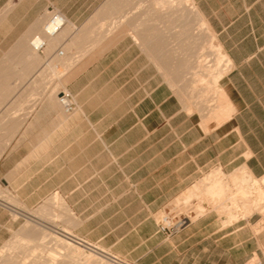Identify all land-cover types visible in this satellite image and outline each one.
Segmentation results:
<instances>
[{
	"label": "crops",
	"instance_id": "obj_1",
	"mask_svg": "<svg viewBox=\"0 0 264 264\" xmlns=\"http://www.w3.org/2000/svg\"><path fill=\"white\" fill-rule=\"evenodd\" d=\"M191 2L230 61L225 104L211 111L190 100L191 45L177 50L165 14L140 13V0H0V246L2 213L49 197L63 199L72 228L124 230L116 239L133 244L146 213L213 166L264 181V0ZM52 9L66 24L48 38Z\"/></svg>",
	"mask_w": 264,
	"mask_h": 264
},
{
	"label": "rangeland",
	"instance_id": "obj_2",
	"mask_svg": "<svg viewBox=\"0 0 264 264\" xmlns=\"http://www.w3.org/2000/svg\"><path fill=\"white\" fill-rule=\"evenodd\" d=\"M186 3L188 6L184 14L180 11L174 17L171 16L160 22L162 32L175 35V37H171V41L176 44L177 50H183L186 46L191 45L193 52L189 55L192 56L193 62L195 61L194 56L203 54L209 61L208 65H213L214 53L220 48L217 45L216 34L208 23L201 25L194 18L192 11H198V9L191 0H186ZM138 7L140 13H147L153 12L154 5L145 0H140ZM148 23L152 24V21ZM144 24L147 22L140 21V28ZM172 31L174 33H170ZM165 38L169 39L168 36ZM211 38L213 39L211 40ZM210 44L215 47L213 51L210 49ZM184 55V53H177L178 58ZM226 66L228 70L229 63ZM205 71H198L195 65V68L190 72L194 81L190 100L196 104L194 107L198 110L208 109L211 111L217 106L222 108L225 99L219 93L218 86L215 88L216 91H214L215 89L210 91L207 89L209 75H207L208 71ZM204 73L207 76L201 82L200 77ZM218 167L221 166L211 167L195 181L194 184L198 185L195 187L200 189L197 190L194 187L197 190V196L195 195L197 198L194 197L185 203L181 199L188 190L193 188V184L162 206L158 212L146 213L140 230L134 231V235L127 239L133 244L118 242L116 239L114 233L124 230L116 231L98 229L97 227L72 228L71 224L66 222L67 217H70V212L68 211V215L63 212V208H67V206L63 199L58 196L49 197L43 201L45 202L43 205L30 207L31 209L20 206L23 210H18L16 213H2L3 221L5 220V227L2 228L5 233L2 232V234L6 236V239L0 246V264H7L8 259H11L13 254L23 255L24 250L30 253V249L32 250L31 254L37 255L38 258L40 256L38 253L42 254L40 256L42 258H39L41 264L50 262L53 264L56 260L59 264H119L108 259L104 250L118 253L128 258L133 264H264V181L257 179L252 181L253 185H250L251 180L242 176L236 178L234 175L230 176L233 171L221 167L224 174L221 172L217 177L226 186L228 197L230 195L232 198L230 200L224 198L225 201L219 197L212 198L213 196L204 194L206 191L203 190L206 189L207 175L220 169ZM198 191H203L200 192L201 196ZM5 198L8 199V197ZM53 198H56V204L53 202ZM223 201H227L226 204ZM229 211L232 216L228 215ZM60 215L64 217L62 218ZM165 216H170L171 223L167 224L163 220ZM183 219L185 223H181ZM162 224L167 225L165 231L162 230ZM34 226L37 230L48 233V236L44 237L45 243H43V239L41 242H39L40 240L29 241L31 237L27 235L28 241L26 240L25 246L28 248L17 249L15 244L18 235L24 234L26 229ZM52 229L59 231V233L62 232V229L71 233L73 231L77 237L89 242L99 250L93 251L85 246L67 242ZM139 233L140 237L138 236ZM176 237H178V241H175ZM63 240L66 243H63ZM139 240L140 248L137 247L136 243ZM32 242L36 243L32 244ZM41 244L43 245L41 246ZM45 260L48 261L45 262Z\"/></svg>",
	"mask_w": 264,
	"mask_h": 264
},
{
	"label": "bare ground",
	"instance_id": "obj_3",
	"mask_svg": "<svg viewBox=\"0 0 264 264\" xmlns=\"http://www.w3.org/2000/svg\"><path fill=\"white\" fill-rule=\"evenodd\" d=\"M188 6V4L186 3V0H155L154 1V7L152 8L153 10L155 9V11H158V14H159V12H160V15H161V13H164L165 14V16H166V18H169V17H171V16H173L174 17V15H176V14H178L180 11L182 12V14H184L185 13V9H186V7ZM189 9V8H188ZM152 10V11H153ZM191 10V9H190ZM189 10V11H190ZM192 10H193V8H192ZM192 12H194L193 14H194V18L196 19V20H198L197 22L199 23H201V25H205V24H207V21L202 17V15H201V13L199 12V11H197V10H193ZM154 14H155V12H153ZM157 13V12H156ZM184 15H182V17H183ZM185 17V16H184ZM151 24V23H150ZM212 37V36H211ZM213 38H211V40H212ZM210 40V41H211ZM210 41H209V43H210ZM212 42V41H211ZM210 46V49H212L211 51H213V49L215 48L214 47V45L213 44H210L209 45ZM216 50V49H215ZM215 52V51H214ZM213 52V53H214ZM214 55H215V58H214V64L213 65H208L209 63V61H208V59H206L205 57H204V55L203 54H199V55H197L196 57L194 56V62H195V65H196V67H197V69H198V71H205L206 70V68H207V70L206 71H208L207 73V75H209V78L207 79L208 80V90L210 91V90H213V89H215L216 88V86H218V83H219V81H220V79H221V77L224 75V73L227 71V63H229L230 61H229V59H228V57H227V55L226 54H224L223 52H222V50H221V48H218V50H216V52L214 53ZM188 65V64H187ZM201 69V70H200ZM205 69V70H204ZM205 71V72H206ZM201 73V72H200ZM196 74H197V72H196ZM206 73H204V74H201V82H203V80H205V77L207 76V75H205ZM200 76V75H199ZM206 80V81H207ZM214 91H216V89L214 90ZM221 173V170L219 169V170H215V171H213V172H211L209 175H208V177H207V183H206V189H204L203 191H206V193H204V194H208L209 196H213L212 198H214V197H219V198H222V199H228V200H230L231 198H232V196L230 197V195H229V197H228V192H227V188H226V186L224 185V183L217 177L219 174ZM237 176H242L243 178H246L247 180L249 179V173L247 172V171H243V172H239L237 175H235V178L237 177ZM197 190H200L199 189V187H195ZM194 188V189H195ZM192 189V190H190V191H188L187 192V194H185L183 197H181V199L183 200V202L185 203V202H188V200H191L192 198H197L196 196V194H197V190L195 189ZM203 191H200L201 193L203 192ZM200 192L198 191V194L200 195ZM196 195V196H195ZM198 195V196H199ZM201 196V195H200ZM199 199V198H198ZM225 199H224V201H225ZM57 200H56V198H53V202L55 203ZM223 201V203H225L226 204V202H224ZM56 204V203H55ZM54 205V204H53ZM68 208H66V207H64L63 208V212L64 213H68ZM227 212V211H226ZM62 213V212H61ZM70 214V213H69ZM72 214V213H71ZM55 215V214H54ZM68 215V214H67ZM67 215H65V216H67ZM73 215V214H72ZM71 215V216H72ZM228 215H231L232 216V213L229 211V213H228ZM61 216V215H60ZM62 217V216H61ZM64 217V216H63ZM62 217V218H63ZM69 217V216H68ZM66 218V217H65ZM55 219V218H54ZM55 220H57V219H55ZM163 220L168 224V223H171V218H170V216H165L164 218H163ZM32 221V220H31ZM69 221V220H68ZM66 222H67V220H66ZM71 222V221H70ZM181 223H185V220L183 219V220H181ZM181 223H180V225H181ZM56 227H58V226H56ZM52 230H54V229H52ZM60 237H61V239L63 238L64 240H66L67 242H73V243H75V244H79V245H82V246H85V247H87V248H89V249H91V250H93V251H96L98 248L97 247H95V246H93L92 244H90V243H87V241H84L83 239H80V238H78L77 239V237H73V234L71 233V232H69V231H67V230H65V229H62L61 231L63 232H61V233H59V231H57V230H54ZM24 234H20V235H18V238H17V240H16V246L15 247H17V249L18 248H28L27 246H25V244H26V240H27V235H28V237H31V239L29 238V241H39V242H41V240L43 239L44 240V242L43 243H45V239H44V237H46V236H48L46 233H44V232H42V231H39V230H37L36 228H35V226L34 227H29L28 229H26L25 230V232H23ZM58 236V237H59ZM50 239H51V237H49ZM56 239V238H55ZM78 241H76V240ZM42 240V241H43ZM64 240H63V243H66V242H64ZM28 241V240H27ZM46 241H49V240H46ZM39 242H37V243H39ZM50 242V241H49ZM48 242V243H49ZM27 243H31V242H27ZM36 242H32V244H35ZM47 243V242H46ZM47 243V244H48ZM62 243V242H61ZM43 244H41V246H42ZM45 245V244H44ZM29 246V245H28ZM32 246V245H31ZM46 246H48V245H46ZM67 246H68V244H67ZM9 247V246H8ZM34 247V246H33ZM38 247V246H37ZM65 247V246H64ZM7 248V247H6ZM40 248V247H39ZM62 248V247H61ZM14 249H16V248H14ZM33 249V248H32ZM37 249V248H36ZM24 250V249H23ZM39 250H41V249H39ZM46 250V249H45ZM66 250V249H65ZM99 250V249H98ZM13 251V250H12ZM30 251V253H27L26 252V250H24V253H22L23 255H20V254H13V257L11 258V259H8V263L7 264H41V262H39V258L41 259L42 257H40L42 254L40 253H38V256H39V258L37 257V255L35 256V255H33V254H31V249L29 250ZM34 251V250H33ZM42 251V250H41ZM17 252H19V251H17ZM77 252V251H76ZM36 253V252H35ZM54 254H56V253H54ZM97 254V253H96ZM33 255V257L32 258H30V256H32ZM35 256V257H34ZM37 257V258H36ZM50 257V256H49ZM52 258V257H51ZM50 258V259H51ZM55 258V257H54ZM34 259H36L35 261H34ZM44 259H45V257H44ZM58 259V258H57ZM43 260V259H42ZM49 260V259H48ZM47 260V261H48ZM44 261V260H43ZM42 261V262H43ZM46 260H45V262H47ZM57 261V260H56ZM55 261V262H56ZM45 262H43V263H45ZM50 262V261H49ZM54 262V263H55ZM113 262V261H112ZM51 263V262H50ZM50 263H48V264H50ZM53 263V264H54ZM115 263V262H114ZM47 264V263H46ZM56 264H59V263H57L56 262Z\"/></svg>",
	"mask_w": 264,
	"mask_h": 264
},
{
	"label": "built area",
	"instance_id": "obj_4",
	"mask_svg": "<svg viewBox=\"0 0 264 264\" xmlns=\"http://www.w3.org/2000/svg\"><path fill=\"white\" fill-rule=\"evenodd\" d=\"M49 18L47 22L45 23L44 26V32L48 38L54 37L58 34V32L63 28V26L66 24V18L65 16L59 12L58 10H50L49 11ZM32 46L36 50H42L46 44L47 40L43 36H36L32 40ZM60 54H63V51H60ZM58 100L59 102L63 105L64 109L67 112H70L75 108V102L73 99V96L71 95L70 92L68 91H63L58 95ZM167 225L162 224V230H166ZM113 261L119 264H129V263H124L118 258L114 257Z\"/></svg>",
	"mask_w": 264,
	"mask_h": 264
}]
</instances>
